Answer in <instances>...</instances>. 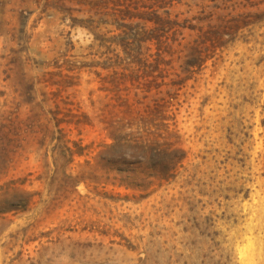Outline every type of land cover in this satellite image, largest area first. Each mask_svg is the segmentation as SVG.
<instances>
[{"label":"rangeland","instance_id":"obj_1","mask_svg":"<svg viewBox=\"0 0 264 264\" xmlns=\"http://www.w3.org/2000/svg\"><path fill=\"white\" fill-rule=\"evenodd\" d=\"M263 8L0 0V264H264ZM154 10L182 34L168 63H132L127 53L157 51L137 43L164 33ZM239 14L243 27L198 65L191 28ZM125 68L149 74L146 103L167 101L155 123L184 157L169 179L119 186L107 171L119 158L141 170L162 158L132 140L141 130L110 90ZM74 142L89 147L70 162Z\"/></svg>","mask_w":264,"mask_h":264},{"label":"trees","instance_id":"obj_2","mask_svg":"<svg viewBox=\"0 0 264 264\" xmlns=\"http://www.w3.org/2000/svg\"><path fill=\"white\" fill-rule=\"evenodd\" d=\"M223 1L229 2L232 0ZM245 1L252 2L253 0ZM255 1L261 2V6L264 7V0ZM168 3L169 2H153L151 8H164ZM164 14L165 16H162L157 10L153 11V15L156 19L155 21L158 25L157 28H160V30H163L164 32L162 35L156 37H140L137 39L138 44H141V42L156 40V53L154 55L150 54L149 56H145L143 59L141 57L143 54L139 51L134 52V54L131 52L127 53V56L133 58L132 63H137L138 65L145 64L150 58H152V62L154 59L156 67L163 63H168L164 59V54L171 52L174 44L178 41L177 36L182 33L179 32V30L172 31L176 26V22H173L168 18V11H165ZM213 14L214 13H211L210 16ZM242 16L244 15L239 14L237 17L227 19V15H220L215 21L211 20V22L208 23L207 29H204L203 26L191 28L192 30L198 31L197 37L192 46V50L197 54L198 65H203L211 57L210 54L212 52H215L217 48L223 47L229 41V39L225 38L226 36L231 38L236 31L243 27L241 26L242 24H240L243 23L244 20L242 19ZM261 16L264 17V8L263 11H261ZM114 75L116 78L110 83L113 87H111L110 90L118 95L119 106L123 110L125 118L129 120L128 127L136 126L137 130H141L137 132V136L132 140L136 142L137 146L148 148L155 152L159 150V155L162 156V158L161 162L157 160L155 164L148 168H144L143 170L140 169L142 167L141 165H143L141 161L132 158H119L113 161V165L115 166L108 168L107 171H118L121 176L114 177L113 179L115 181L114 183H118L119 186L132 185L139 179L147 181L149 178L163 180L173 177V173L176 171L178 164L184 158L183 156L177 157L175 154L183 153V150L179 148L171 150L175 143L170 142L169 139L175 133L169 132L167 128L168 126L162 122L155 123L158 118L154 116L159 113L161 109L166 107L167 101L164 98L159 100L154 99L152 104H148L145 102L147 95L140 96V93L147 94L152 90V82H146L145 79L146 77H149V74L140 75V73H137L134 70L125 68L121 72L114 73ZM142 79H145L144 82H142ZM133 91L134 93H132ZM61 123H63V121L58 120L56 125L59 126ZM79 123L80 122H78V124ZM152 127L155 130H152ZM64 137V135H61L59 140L62 141ZM74 144L75 146H79V150L67 148L68 161L70 162L73 161L75 156H82L83 149L89 147H82L81 143L77 142H74ZM117 166H122V168H116ZM106 179L109 180V178Z\"/></svg>","mask_w":264,"mask_h":264}]
</instances>
